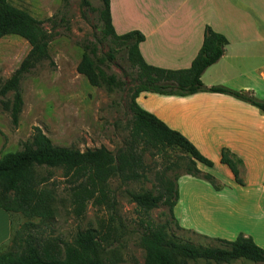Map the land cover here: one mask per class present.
Returning <instances> with one entry per match:
<instances>
[{"label": "trees", "instance_id": "trees-1", "mask_svg": "<svg viewBox=\"0 0 264 264\" xmlns=\"http://www.w3.org/2000/svg\"><path fill=\"white\" fill-rule=\"evenodd\" d=\"M68 5L70 0H62ZM103 23V33L110 37L114 48L99 56L95 51L85 50L77 71L86 77L90 85L101 87L110 81L100 69L99 64L113 61L119 53L125 52L132 67L137 69L140 86L132 96L133 142L128 161L131 177L138 179V168L142 165L144 149L138 151V143L158 151L179 149L189 155L190 164L186 175L209 182L216 190L222 185L211 174L203 173L198 163L213 167L214 163L206 158L198 148L181 132L169 127L155 114L143 109L137 99L141 94L166 96H189L198 92H209L234 97L258 108L264 113V100L255 97L250 91H236L224 86H205L202 76L226 53L228 39L215 32L210 26L204 29L203 44L188 69L169 70L148 65L140 52V44L146 40L138 30L119 35L112 21L111 0H101L98 9ZM15 35L26 40L31 49L20 67L4 83H0V103L10 112L14 127L19 125L24 107L21 88L22 82L37 65L48 61L55 67L49 46L52 34L42 21L27 11L12 5L8 0H0V40ZM113 80V79H112ZM12 94V100H4ZM1 133V132H0ZM221 163L229 167L236 182L243 185L240 178L241 161L227 149L222 150ZM43 170H61L63 177L71 185L74 211L78 216L87 202L96 200L100 204L108 202L105 186L116 171L115 159L104 147L81 151L75 147L57 146L39 128H33L29 141L22 144L21 150L0 155V208L12 214H20L29 222L15 231L11 247L0 252V264H118L114 257L105 256L103 241L94 229L79 231L71 242L60 239L39 238L28 230L35 225L34 220L52 222L57 214V195L46 187L52 178L42 175ZM161 179L159 194L152 191L130 193V198L146 216L164 204L171 220L154 226L148 222L140 245L144 250L145 264H189L205 261L215 264H232L244 259L253 263H264V249L250 236L239 235L236 240L215 239L219 246H204L183 241L168 233V225L175 224L182 229L174 215L179 200L178 179Z\"/></svg>", "mask_w": 264, "mask_h": 264}, {"label": "rangeland", "instance_id": "rangeland-1", "mask_svg": "<svg viewBox=\"0 0 264 264\" xmlns=\"http://www.w3.org/2000/svg\"><path fill=\"white\" fill-rule=\"evenodd\" d=\"M8 1L42 21L52 34L49 52L55 67L45 61L37 65L22 82L24 107L17 127L12 124L10 112L5 111L0 103V143L4 141L0 155L21 150L22 144L31 139L33 128L39 127L57 146L75 147L81 151L106 148L114 157L116 166L114 175L105 186L108 202L100 204L95 199L89 201L78 216L74 211L71 185L63 177V172L43 170V176L48 177L50 172L52 177L46 187L53 189L57 195V214L52 222L34 220L32 223L35 227L28 232L39 238L71 242L77 232L94 229L104 239L105 256L118 259V264H145L144 250L140 243L148 222L157 226L169 222L171 218L164 204L146 216L131 201L130 193L152 191L159 194L161 179L174 181L176 176H180L178 187L184 192V203H187V191L195 190V194H204L203 188L197 183H210L185 176L186 167L191 161L188 154L179 149L158 151L144 147L142 142L137 145L138 151L145 150L142 165L138 168L140 177H131L128 165L134 123L131 103L135 90L141 84L137 69L131 66L127 55L122 52L115 60L99 64L105 76L112 81L109 84L94 87L77 71L85 50L95 51L101 56L107 55L114 48L110 37L103 33L98 11L101 0H70L67 6L62 0ZM113 9L116 18L123 15V1L118 3L113 0ZM30 49L29 43L19 36L10 35L0 40V83L8 80L20 67ZM148 94H141L139 98ZM8 99L12 100V94L4 100ZM208 173L212 175L213 172ZM218 179L223 180L219 176ZM209 186L216 191L211 184ZM215 207L210 214L201 209H191L188 204L179 207L177 214L180 217H175L182 229L170 223L169 235L198 245L219 246L215 241L219 237L208 235L215 232L211 228L215 224L213 219L218 216ZM246 221L251 222L250 226L256 229L255 243L264 249V220L254 210L252 213L242 211L237 222L245 224ZM27 222L22 215L12 214L13 234ZM227 237H230L229 241H234L238 236ZM10 247L11 242L1 247L0 252ZM189 264L215 263L198 261ZM232 264L264 263L241 259Z\"/></svg>", "mask_w": 264, "mask_h": 264}, {"label": "crops", "instance_id": "crops-1", "mask_svg": "<svg viewBox=\"0 0 264 264\" xmlns=\"http://www.w3.org/2000/svg\"><path fill=\"white\" fill-rule=\"evenodd\" d=\"M122 1L124 14L116 18L111 0L115 30L119 35L133 30L145 35L139 48L148 65L169 70L190 68L202 47L204 29L210 26L224 35L229 44L225 55L203 74V84L250 91L264 100V0ZM138 101L213 161V167L198 163V168L204 173L213 172L222 185L215 191L210 184L197 183L204 194L187 191V203L179 186L174 215L180 217L178 208L187 204L206 214L216 205L218 216L211 227L215 232L208 235L225 240H229L228 235H245L256 241L257 232L251 222L243 224L237 219L242 211L254 210L264 220V113L234 97L209 92L184 97L148 94ZM3 148L4 141L0 143V153ZM223 149L241 161L243 185L221 163ZM12 235V215L0 208V248L11 241Z\"/></svg>", "mask_w": 264, "mask_h": 264}]
</instances>
